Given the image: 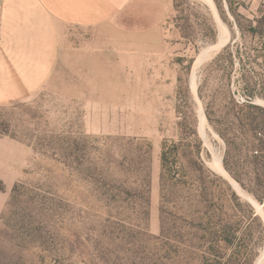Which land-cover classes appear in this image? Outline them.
I'll return each mask as SVG.
<instances>
[{"label": "rangeland", "instance_id": "1", "mask_svg": "<svg viewBox=\"0 0 264 264\" xmlns=\"http://www.w3.org/2000/svg\"><path fill=\"white\" fill-rule=\"evenodd\" d=\"M213 1L228 41L204 59L197 92L194 62L222 31L205 0H175L166 23L172 92L142 85L128 107L109 110L55 95L0 106V264L259 263L264 0ZM193 110L205 167L229 183L232 202L216 187L203 203L161 186L162 147L182 138ZM244 113L253 127L239 120ZM213 151L239 191L217 171Z\"/></svg>", "mask_w": 264, "mask_h": 264}, {"label": "crops", "instance_id": "2", "mask_svg": "<svg viewBox=\"0 0 264 264\" xmlns=\"http://www.w3.org/2000/svg\"><path fill=\"white\" fill-rule=\"evenodd\" d=\"M173 5L0 0V106L55 95L109 110L128 107L142 85L172 92L178 75L166 23Z\"/></svg>", "mask_w": 264, "mask_h": 264}, {"label": "trees", "instance_id": "3", "mask_svg": "<svg viewBox=\"0 0 264 264\" xmlns=\"http://www.w3.org/2000/svg\"><path fill=\"white\" fill-rule=\"evenodd\" d=\"M227 1L229 3V0ZM193 62L194 61L190 63L188 71H191ZM179 81L180 83H182L180 78ZM246 97L247 101L251 102L252 97ZM245 107L260 110V107L251 105L250 103L246 104ZM244 109L245 108H242V112L244 111ZM194 112V110L193 112H191V122L186 123L187 130L184 134H181L182 138H180V140L177 142L166 141L162 147L161 186L164 190L166 188V185L168 186L169 184V186L177 188L179 190V193L182 192V194L185 192L186 194H188L190 191H193L197 194L198 197L202 199L203 203L206 201H211L210 188L216 187L219 193L224 196L226 200H228V202H232L233 200L237 199V196L232 191L229 183L220 178L214 180L213 178L215 175L205 167L206 165L203 161L205 146L200 139L197 131V117ZM239 120L242 122H248L251 119L249 115H246L244 113L241 114V119ZM250 126L253 127L254 122H251ZM258 146L260 149H262V151H264L263 141H259ZM259 158L262 159L264 157ZM202 205H200V207H202ZM228 243L230 244L232 242L228 240Z\"/></svg>", "mask_w": 264, "mask_h": 264}, {"label": "bare ground", "instance_id": "4", "mask_svg": "<svg viewBox=\"0 0 264 264\" xmlns=\"http://www.w3.org/2000/svg\"><path fill=\"white\" fill-rule=\"evenodd\" d=\"M206 1V3L210 6V8L212 9V11H213V14H214V16L217 18V21H218V23H219V26H220V28H221V31H222V33H221V39H220V42H219V44H215V45H213V46H211V47H209L207 50H205L204 52H203V54H207V56L205 57V59L207 58V57H210L215 51H218L219 49H221L223 46H224V44L228 41V38H227V33H226V31H225V28L222 26V22L220 21V19H219V15H218V13H217V9H216V4L214 3V1L213 0H205ZM202 54V55H203ZM201 59L202 58H199L197 61H196V63H195V65H194V68H193V77H192V85H193V88H194V91L195 92H197V77H198V69L201 67V65H202V61H201ZM205 113V112H204ZM201 124H202V127H201V130H200V132H201V136H203V138H204V140H206L207 141V134H206V130H207V128H206V119H205V117L203 116V115H201ZM215 137H217V136H215ZM213 155H214V159H215V163H216V169H217V171L222 175V176H224V177H226L229 181H230V183L233 185V187L234 188H236L238 191H239V187H238V184L235 182V180H233L232 178H231V176L226 172V170L222 167L223 165H222V160H221V158L219 157V156H217V154H215V152L213 151ZM217 172V173H218ZM263 261H264V255L263 256H261V258H260V260H259V263L258 264H262L263 263Z\"/></svg>", "mask_w": 264, "mask_h": 264}, {"label": "water", "instance_id": "5", "mask_svg": "<svg viewBox=\"0 0 264 264\" xmlns=\"http://www.w3.org/2000/svg\"><path fill=\"white\" fill-rule=\"evenodd\" d=\"M206 56H207V54H203V55H201V56L199 57V58H202V59H201L202 63H203V61H204V59H205ZM197 60H198V59L195 60L194 65H195V63H196ZM193 68H194V66H193ZM203 140H204V138H203ZM222 163H223V162H222Z\"/></svg>", "mask_w": 264, "mask_h": 264}]
</instances>
